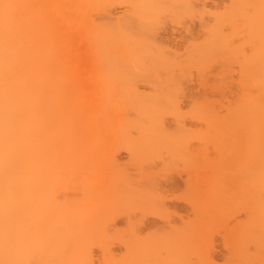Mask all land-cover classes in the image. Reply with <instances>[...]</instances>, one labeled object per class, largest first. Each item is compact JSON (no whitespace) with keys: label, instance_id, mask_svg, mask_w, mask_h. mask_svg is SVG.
<instances>
[{"label":"bare ground","instance_id":"6f19581e","mask_svg":"<svg viewBox=\"0 0 264 264\" xmlns=\"http://www.w3.org/2000/svg\"><path fill=\"white\" fill-rule=\"evenodd\" d=\"M168 1L127 0L133 7L130 14L134 15L126 16L128 19L120 22L122 26L113 29V0H0V264H92L87 261V254L80 251V236L71 238L67 233L71 214L65 212L67 217L63 206H56L50 199L55 197L53 193L85 188L104 197L107 201L103 204L109 207L113 187H119L113 179V129L118 132L137 126L141 136L132 142L131 151L134 147L143 151L158 144L155 136L146 133L163 129V122L149 112L176 106L173 95H168L171 79L158 81L150 77L153 72L149 75L147 67L153 62L172 67L177 62L163 54L162 48L154 46L155 51H151L143 38L122 41L124 32L132 31V26L138 27L140 34L146 30L158 34L148 27V19L154 17L155 21V13L167 7ZM176 1L195 14V0ZM241 1L252 5L248 7L251 13H245L246 31L250 34L256 29L259 43L264 44V0ZM113 35L121 41L113 42ZM208 44L203 47L205 52L210 49ZM202 52L196 50L191 59L201 58ZM133 74L155 84L150 93L142 94L132 88L119 94L113 91L118 77L125 82L133 80ZM256 82L258 93L240 107L248 109L252 105L254 109L253 152L257 166L254 175L243 174V180L254 186L243 190V194L253 196V207L248 212L250 225L240 233L229 231L227 258L223 259L226 264H264V74ZM119 99L124 104H116ZM114 109H147V113L137 112L135 119H127L122 111L120 116ZM101 159H105V166ZM212 188L215 196L216 189ZM94 216L98 221L99 215ZM88 221L84 227L91 225ZM94 236L93 232L84 231L83 240H93ZM188 238L191 239L180 234L166 242L144 239V245L134 240L143 247L142 264H184L188 241H192ZM129 259L128 264L138 260Z\"/></svg>","mask_w":264,"mask_h":264},{"label":"rangeland","instance_id":"374dc122","mask_svg":"<svg viewBox=\"0 0 264 264\" xmlns=\"http://www.w3.org/2000/svg\"><path fill=\"white\" fill-rule=\"evenodd\" d=\"M175 1L169 0L167 7L160 8L155 13V21L152 20L154 17L148 19L154 25L145 27H153L158 34L147 30L140 34L138 27L132 26L134 29L124 32L127 37L122 41L143 38L151 51L154 46L162 48L163 54L177 62L172 67L164 68L156 62L147 67L149 75L152 72L154 75L150 77L158 81L164 77L171 79L168 95H173L171 99L176 106V109H157V112L150 109L149 114L159 118L164 126L161 130L156 128L152 133H146L155 136L158 144L143 151L134 147L136 151L133 152L130 150L132 142L141 136L137 126L124 127L118 132L113 129V179L119 187H113L109 207L104 206L107 201L104 197L85 188L53 193L55 197L50 199L56 206H63V213L72 215L65 213L70 217L67 233L71 238L79 235L84 249L74 251L86 253L87 261L92 264H128L129 257L140 260V263L133 260L134 263L142 264L143 247L136 244V240L144 245L145 241L152 243L157 239L166 242L180 234L190 236L188 239L192 240L188 241L184 264H226L223 259L227 258L229 231L240 233L250 223L248 212L253 207V196L243 194V190L254 186L249 180H243V174L254 175L257 166L255 120L252 105L248 109L241 108L244 102L258 93L256 79L264 74V44L259 43L256 29H252L250 34L246 31L245 16L247 12L251 13L252 5L241 0H195V14H191L189 7H181V3ZM131 9L133 7L130 8L127 0H113V29L117 25L122 26L120 22L131 15ZM114 35L113 42L123 37ZM206 43L210 44L207 52L203 48ZM196 50L203 51L204 56L201 54V58L191 59ZM135 75L132 77L135 81L122 82L118 77L113 91L119 94L132 88L142 94L150 93L155 84L151 85V81ZM116 104H124V101L119 99ZM114 110H118L117 114L122 111V116L127 119L147 113V109ZM100 163L105 166V159ZM240 175L243 182L238 177ZM201 185L205 186L202 188ZM209 185L216 189L215 196L210 187L207 190ZM209 200L214 202L210 205ZM97 214L98 221L93 219ZM87 221H91V225L84 227L83 223ZM84 231L93 232L96 236L86 242L83 240ZM129 248H133L131 254Z\"/></svg>","mask_w":264,"mask_h":264}]
</instances>
